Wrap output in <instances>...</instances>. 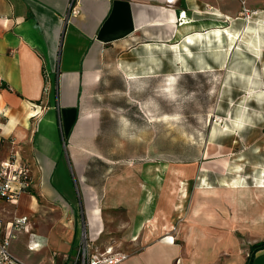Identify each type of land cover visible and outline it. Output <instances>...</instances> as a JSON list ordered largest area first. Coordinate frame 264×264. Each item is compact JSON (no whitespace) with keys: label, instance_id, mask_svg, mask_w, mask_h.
<instances>
[{"label":"crops","instance_id":"1","mask_svg":"<svg viewBox=\"0 0 264 264\" xmlns=\"http://www.w3.org/2000/svg\"><path fill=\"white\" fill-rule=\"evenodd\" d=\"M70 1L0 0V164H26L32 178L28 193L0 201L1 234H12L8 252L24 264H66L85 233L93 246L126 252L122 264H245L244 234L264 237L258 200L240 204L226 184L204 185L186 219L174 225V208L150 202L159 174L143 181L124 172L109 175L100 206V185L85 179L81 160L63 146L99 128V117L83 113L82 105L121 44L134 40L147 53L174 55V47L191 38L192 58L184 57L189 66L224 67L235 49L227 51V33L233 44L247 34L255 48L258 21L245 25L242 10L264 15V0H75L79 14L65 19ZM211 48L218 58L208 56ZM197 50L204 52L199 62ZM177 173L176 179L191 178ZM202 188H215L219 198L215 190L212 198L202 196ZM197 204L203 206L197 210ZM18 217L26 218L25 228L12 229ZM250 264H264V249Z\"/></svg>","mask_w":264,"mask_h":264},{"label":"rangeland","instance_id":"2","mask_svg":"<svg viewBox=\"0 0 264 264\" xmlns=\"http://www.w3.org/2000/svg\"><path fill=\"white\" fill-rule=\"evenodd\" d=\"M242 14L245 25L258 21L256 46L251 49L246 34L221 69L191 67L184 58L171 69L172 53H147L134 40L109 57L100 84L82 105L83 113L99 117V128L74 146H63L64 153L81 160L85 179L100 185V206L102 187L113 173L123 177L132 172V178L142 176L143 181L150 172L158 173L150 202L160 209L174 208V225L186 219L204 185L255 187L264 172V15L244 7ZM202 53L194 54L196 61ZM207 53L213 59L219 56L214 48ZM177 172L191 178L176 179ZM222 199L230 203L228 197ZM242 241L249 255L250 247L264 237L251 232Z\"/></svg>","mask_w":264,"mask_h":264},{"label":"built area","instance_id":"3","mask_svg":"<svg viewBox=\"0 0 264 264\" xmlns=\"http://www.w3.org/2000/svg\"><path fill=\"white\" fill-rule=\"evenodd\" d=\"M78 14V3L71 0L65 19ZM31 184L32 178L28 165H15L14 160H8L0 164V201H11L20 198L22 194L29 192ZM26 221L25 217L16 218L12 224V229L25 228ZM11 237V233L2 235L0 231V264H24L8 252ZM75 250L72 258L66 264H122L129 258L126 252L111 244L93 246L85 233L81 235L80 242Z\"/></svg>","mask_w":264,"mask_h":264},{"label":"bare ground","instance_id":"4","mask_svg":"<svg viewBox=\"0 0 264 264\" xmlns=\"http://www.w3.org/2000/svg\"><path fill=\"white\" fill-rule=\"evenodd\" d=\"M226 38L228 40V49L227 51H231L233 50L236 46L233 39V36H231L229 33H227ZM213 40L215 41V49L217 51H219L222 47H221V42H220V33L219 32H215L213 35ZM194 41L191 38H188L185 43H183L180 47H172L173 49V53L175 56V61H177V64H182L183 63V58L187 57V58H191V52L189 50V46L193 45ZM218 45V47H217ZM256 185H255V191H251V189L249 187H241V186H237V183L234 185L232 184L228 189L230 190V195H232V198L235 202L238 203H243L245 201H250L251 203H257L256 200H258V203H262V205H264V176H261L260 178L256 179L255 181ZM251 187V186H250ZM200 193L202 196L206 197V198H210V196H212V194H214V189L212 188H206V189H200ZM183 193V192H182ZM199 206H203V204H197L195 207L198 210ZM264 209V208H262ZM155 221V220H154ZM150 223H154L153 220H151ZM256 224V223H255ZM154 226V225H153ZM152 226V227H153Z\"/></svg>","mask_w":264,"mask_h":264},{"label":"trees","instance_id":"5","mask_svg":"<svg viewBox=\"0 0 264 264\" xmlns=\"http://www.w3.org/2000/svg\"><path fill=\"white\" fill-rule=\"evenodd\" d=\"M260 249H264V241L256 243L250 247V253L245 264H250L253 254Z\"/></svg>","mask_w":264,"mask_h":264}]
</instances>
